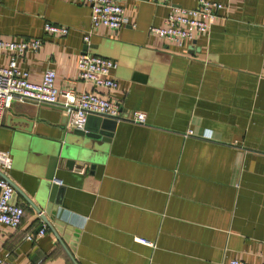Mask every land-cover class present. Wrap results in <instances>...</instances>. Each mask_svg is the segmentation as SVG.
<instances>
[{
	"label": "crops",
	"instance_id": "1",
	"mask_svg": "<svg viewBox=\"0 0 264 264\" xmlns=\"http://www.w3.org/2000/svg\"><path fill=\"white\" fill-rule=\"evenodd\" d=\"M214 1L226 8L210 32L179 49L150 32L165 26V5L122 0L123 27L112 31L93 29L90 7L73 0H0V40L42 41L18 61L32 82L53 69L59 89L92 92L77 71L89 51L118 63V88L100 93L147 116L81 149L89 158L81 171H51L53 150L80 139L61 109L15 102L0 151L12 157L6 176L25 216L18 230L0 224L1 259L74 264L70 252L76 264H264V0ZM48 23L69 34H46ZM9 61L0 53V66ZM54 179L64 190L50 202ZM44 225L42 238L26 239Z\"/></svg>",
	"mask_w": 264,
	"mask_h": 264
},
{
	"label": "built area",
	"instance_id": "2",
	"mask_svg": "<svg viewBox=\"0 0 264 264\" xmlns=\"http://www.w3.org/2000/svg\"><path fill=\"white\" fill-rule=\"evenodd\" d=\"M87 5L91 9V24L93 29L100 27L117 31L123 27L125 11L122 0H73ZM153 5H165L170 9L164 27H151L150 32L165 40L167 43L184 49L196 36L208 34L216 22L218 13L226 5L214 0H198L195 8L176 7L171 0H136ZM46 34L53 36H67L69 29L48 23L44 27ZM91 35L84 37L87 46L90 45ZM41 40H27L22 42L0 40V53L10 55L7 66H0V125L5 114L11 110L15 102L30 103L38 107L49 106L61 109L68 118L69 130H84L88 118L91 116L114 120L117 123L130 122L146 124L147 116L144 112L133 111L125 113L122 107L102 95L100 91H113L118 88V81L114 72L118 63L84 51L79 56L77 71L79 80L90 84L92 92L76 93L73 90H63L56 86V72L53 69L45 71L42 81L34 83L30 80V73L18 65L20 58L28 53H38L42 48ZM10 153L0 151V172L6 176L12 168ZM53 184L62 186L61 180L54 179ZM15 188L8 179L0 175V224L18 230L25 216V209L14 203ZM47 227L35 235H28L26 239L35 242L42 238ZM142 244L153 246L145 240H138ZM0 264H13L7 259L0 258ZM223 264H246L239 260H230Z\"/></svg>",
	"mask_w": 264,
	"mask_h": 264
},
{
	"label": "water",
	"instance_id": "3",
	"mask_svg": "<svg viewBox=\"0 0 264 264\" xmlns=\"http://www.w3.org/2000/svg\"><path fill=\"white\" fill-rule=\"evenodd\" d=\"M95 119L98 120L97 121L98 124L97 126L91 127L92 126L91 121ZM117 124L118 123L114 120L103 119L101 117H95V116L89 117L84 130H74L73 132V135L77 136L80 139L79 140L80 142L78 143L79 147L72 144L66 147L59 146L57 149H55V151L53 150L54 152L53 156L50 158V167L52 168L51 171L58 165L64 166L69 171H72L74 169H76L77 171H81V169H83L89 161L88 154L86 153L85 150H81V149H86L87 148L86 146H88L91 142H97V141L109 142L112 137V132L114 131V128L117 126ZM92 169H94V166H92ZM0 175L8 179L7 176L3 175L1 172ZM50 178H48V180H50ZM10 183L12 184L11 181ZM13 187L15 188L14 185ZM63 190L64 187L57 186L55 184L50 187H47L46 192L49 193L50 202L53 201L52 199L56 197L57 194L58 196H60ZM15 191L16 193L14 198L16 197L17 192H20L17 188H15ZM43 199L45 200L44 195L41 197L42 205L45 204ZM36 210L38 211L39 214L42 215L41 210H39L38 208H36ZM41 217L44 224L47 225L52 232H55L54 228L52 227L48 219L45 216H41ZM68 253L74 264H76L70 252Z\"/></svg>",
	"mask_w": 264,
	"mask_h": 264
}]
</instances>
